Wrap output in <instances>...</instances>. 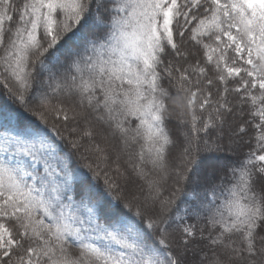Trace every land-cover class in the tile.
<instances>
[{
    "label": "snow or ice",
    "instance_id": "snow-or-ice-1",
    "mask_svg": "<svg viewBox=\"0 0 264 264\" xmlns=\"http://www.w3.org/2000/svg\"><path fill=\"white\" fill-rule=\"evenodd\" d=\"M0 264H264V0H0Z\"/></svg>",
    "mask_w": 264,
    "mask_h": 264
}]
</instances>
